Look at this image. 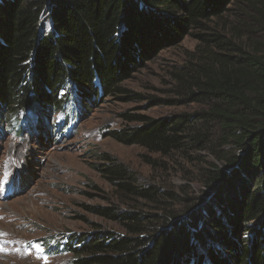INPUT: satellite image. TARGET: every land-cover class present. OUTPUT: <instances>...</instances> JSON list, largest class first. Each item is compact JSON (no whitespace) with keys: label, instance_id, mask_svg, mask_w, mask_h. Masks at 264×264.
Segmentation results:
<instances>
[{"label":"trees","instance_id":"trees-1","mask_svg":"<svg viewBox=\"0 0 264 264\" xmlns=\"http://www.w3.org/2000/svg\"><path fill=\"white\" fill-rule=\"evenodd\" d=\"M238 1L0 0V122L20 125L14 132L21 136V116L40 109L46 117L62 114L69 131L100 96L127 93L121 82L152 53L191 30H206ZM199 37L224 43L217 35ZM239 64L234 76L209 87L210 108L199 117L125 114L136 126L109 134L169 157L205 150L209 132H223L220 140L231 151H214L224 166L209 164L202 201L181 217L97 210L126 234L52 240L53 255L70 253L73 264H264V56L244 55ZM100 161L94 170L121 192L167 201L161 190L139 187L110 155ZM155 224L161 227L151 232Z\"/></svg>","mask_w":264,"mask_h":264},{"label":"rangeland","instance_id":"rangeland-1","mask_svg":"<svg viewBox=\"0 0 264 264\" xmlns=\"http://www.w3.org/2000/svg\"><path fill=\"white\" fill-rule=\"evenodd\" d=\"M207 26L152 53L121 82L127 93L100 96L69 131L62 114L46 117L40 109L21 116V136L14 132L20 125L0 122V264H73L70 253L53 255L50 241L126 234L97 210L181 217L202 201L209 164L224 166L214 151H231L220 140L223 132H209L205 150L169 157L124 146L109 134L136 126L125 114L158 120L199 117L210 108L211 85L234 76L242 56H264V0H239ZM199 35L221 36L224 43H205ZM103 154L132 172L139 187L161 190L167 201L154 204L121 192L94 170ZM160 227L155 224L150 231Z\"/></svg>","mask_w":264,"mask_h":264}]
</instances>
